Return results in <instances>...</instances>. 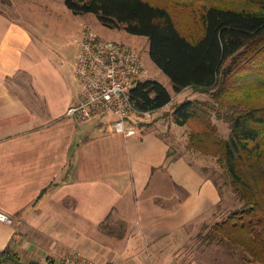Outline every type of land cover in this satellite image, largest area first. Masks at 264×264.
Returning a JSON list of instances; mask_svg holds the SVG:
<instances>
[{"label": "crops", "instance_id": "1", "mask_svg": "<svg viewBox=\"0 0 264 264\" xmlns=\"http://www.w3.org/2000/svg\"><path fill=\"white\" fill-rule=\"evenodd\" d=\"M18 17L0 10V210L13 219L0 221V251L53 262L76 249L117 264H220L190 245L220 201L201 164L170 152L150 123L125 137L113 114L66 116L80 91L74 59L53 61Z\"/></svg>", "mask_w": 264, "mask_h": 264}, {"label": "trees", "instance_id": "2", "mask_svg": "<svg viewBox=\"0 0 264 264\" xmlns=\"http://www.w3.org/2000/svg\"><path fill=\"white\" fill-rule=\"evenodd\" d=\"M64 4L74 14H94L105 27L148 39L149 57L169 77L174 95L158 80L141 79L130 89L131 99L139 109L153 110L154 118L167 109L173 126L191 127L188 147L214 156L233 195L234 209L215 218L200 244L231 247L233 256L237 247L244 263L264 264V0ZM187 89L199 96L173 104ZM222 204L220 192L213 216ZM8 260L21 264L17 253L0 251V264Z\"/></svg>", "mask_w": 264, "mask_h": 264}, {"label": "rangeland", "instance_id": "3", "mask_svg": "<svg viewBox=\"0 0 264 264\" xmlns=\"http://www.w3.org/2000/svg\"><path fill=\"white\" fill-rule=\"evenodd\" d=\"M15 6L21 8L22 12L17 11ZM0 10L15 17L19 16L18 20L23 25L27 26L35 41L39 44V46L42 47L45 53L53 61L64 63V67H70V64L73 62L72 60L80 49L77 38L81 35L84 26L93 27L100 35L105 38L118 39L127 42L135 48L144 62L146 73L142 78L158 80L164 84L174 95L169 77L163 73L150 59L148 52L149 42L144 36L129 35L123 30H112L105 28L92 13H72L64 4V0H0ZM192 96H199V94L193 92L191 89H187L180 94H176L172 103L175 104L185 98H191ZM166 112L167 109H165V111L162 110L160 116H157L159 113L156 114L155 119L150 122L151 128L159 130L166 136L167 142L170 146V152L173 151L176 154L185 153L190 160H195L201 164L202 168H207V170L205 169V173H207L208 176L210 175L215 178L218 186L217 190L219 192V196L220 192L223 194L222 208L217 210V214L215 216H210L199 223L196 229V231H198L197 236L194 238V241H190V245H193L194 249H197L199 253H201L203 250H209L207 251L209 254L206 256L211 260L214 259L215 263L218 261L220 264H246L243 262L241 258L242 254L237 247H232L235 249V252H237V254L233 256L229 254L231 247L228 249V247H223L220 244H211V246L205 247L204 245L200 244V240L201 238L204 239V234H206L208 228H210V226L217 220L226 217L227 214H229L230 211L234 209V207H232L233 195L230 193L231 188L228 186V179L221 170V166L215 162L214 156L203 154L199 151H195L193 148L188 147V132L191 127H183L180 130L176 127H172V118L170 113ZM220 130H222V136H228L226 125L221 126ZM216 217H218V219L215 221ZM54 233V239H58V241H60L57 244V251L58 253H61L62 251H65V246L61 244L65 242V229L58 230ZM42 240L49 239L43 237ZM22 254L23 253H21V255L18 254L19 262L21 264L46 262V260H39L43 258L45 254L39 253L38 259L36 260L30 259L25 254ZM2 264L15 263L8 260Z\"/></svg>", "mask_w": 264, "mask_h": 264}, {"label": "built area", "instance_id": "4", "mask_svg": "<svg viewBox=\"0 0 264 264\" xmlns=\"http://www.w3.org/2000/svg\"><path fill=\"white\" fill-rule=\"evenodd\" d=\"M80 49L74 57V77L79 83V98L66 110V116L86 122L98 113L113 114L112 128L125 137L139 135L154 118L153 110L139 109L129 91L143 79L146 67L133 46L118 39L105 38L93 27L84 26L77 38ZM0 221L12 218L0 210ZM46 261L43 264H48ZM51 264H117L99 261L73 249Z\"/></svg>", "mask_w": 264, "mask_h": 264}]
</instances>
